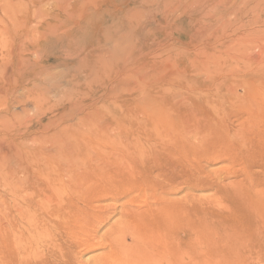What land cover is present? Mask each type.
Returning a JSON list of instances; mask_svg holds the SVG:
<instances>
[{
  "label": "bare ground",
  "instance_id": "1",
  "mask_svg": "<svg viewBox=\"0 0 264 264\" xmlns=\"http://www.w3.org/2000/svg\"><path fill=\"white\" fill-rule=\"evenodd\" d=\"M51 1L61 16L46 17L52 22L33 49L75 79L66 90L65 83L50 89L65 90V105L103 94L92 108L114 111L113 128L101 118L92 122L94 134L71 127L67 139L56 137L29 159V174H0V264H83L82 249L98 245L111 252L95 264H231L218 243L231 248L235 264H244L247 248L263 254L264 0ZM247 47L249 55L240 51ZM217 73L223 80L214 87ZM177 84L184 93L159 95ZM161 154L167 168L154 175L149 167ZM203 158L238 169L228 176L234 182L210 180L223 200L206 213L202 243L190 249L173 231L175 212L157 203L158 189L174 186L181 162L197 160L204 174ZM141 191L154 202L140 205L134 195ZM118 209L120 219L99 236Z\"/></svg>",
  "mask_w": 264,
  "mask_h": 264
},
{
  "label": "rangeland",
  "instance_id": "2",
  "mask_svg": "<svg viewBox=\"0 0 264 264\" xmlns=\"http://www.w3.org/2000/svg\"><path fill=\"white\" fill-rule=\"evenodd\" d=\"M81 1L82 0H78L77 2ZM59 7V5L57 6L56 3L51 0H41L34 6L29 5V0H0V174L7 173L15 174L18 176H24L27 173L29 174V172L32 171V166L30 163L31 161H29V159H31L33 156H41L47 150H50V148L53 147L51 146L53 145L52 143H55L57 140L55 139L56 137L58 139H67L66 132L71 127L79 129L80 134L83 132L87 134H94L92 122L96 120L98 121V119L101 118L98 122L105 121L104 125L106 127L109 126L113 128L111 122L115 117L114 111H96L94 107L92 108V106L96 102L98 106L102 105L103 101L105 100L103 94H100L101 97L99 96V94L89 95V98L88 96H86L87 98L83 97V100L81 99V102L79 103H76L75 100L71 103L72 106L59 103L61 101V95L63 91L65 92L68 85L66 84V82L69 83L70 81H73L75 79L73 75L74 73H72L73 71H71L68 67H58L55 64H51V62L47 60H42L44 58V55L42 54L41 50L37 49L36 53L33 49V45H35L37 41H39V38H41L42 29L46 28L52 22L51 18L46 19V17L51 15H54L52 18L61 16L60 12L62 10L59 11ZM39 12L40 14H42V18L39 17V19H35V14ZM61 18L64 19L63 17ZM231 47L233 49L236 48L235 46ZM103 49L107 48L105 47ZM25 50H30V53L25 52ZM240 51L245 55H249L251 49L247 47L240 49ZM49 65H52V69H48ZM229 67L230 64H228V66L221 71H226ZM201 69V64H195L194 74L192 73V76L198 75V72H200ZM42 70H44L42 74H39ZM63 70H65L64 73ZM37 71H39L38 74ZM68 71H71L70 74ZM65 72H68V75L65 74ZM50 73L52 74V76ZM33 74L37 75L33 76ZM46 77H48L49 79H46ZM62 77L63 79H66V77L68 78L67 80H63L62 83L58 80H62ZM212 77L214 79V87L216 85L220 86L223 80V76L220 75V73H217ZM24 78H26L27 80L25 81ZM53 78H55V81ZM29 80L31 82H28ZM54 83L56 84V86H59L61 84L62 87L66 84V86L63 87L65 90L61 89L59 91H52V89L50 88H53V86H55ZM57 83L60 84L58 85ZM178 85L179 84H177L174 89H171L170 92H168L169 90H166V92H164L163 90H161V92L159 91V95H163L162 97L166 98L177 97L181 93H184L183 90L186 88L184 84H180L179 86ZM36 86L42 87V91L38 87L35 88ZM192 92L193 90L190 93ZM39 94H41L42 96ZM180 98L182 97H179L177 101ZM190 101L192 100H190L189 98L188 102ZM184 102L185 101H183L182 103ZM76 104L80 105L78 106L80 109H76ZM188 104L189 103H187L186 105ZM88 107L89 109L92 108V110H89ZM236 109L238 110V108L234 109L232 107L231 110ZM107 122L109 123L107 124ZM109 133L113 134V132L110 130ZM76 134L78 133L75 132V135ZM195 138L193 142L198 141V139L196 140ZM256 139L260 141L261 138ZM261 141H264V139ZM165 157L166 156L161 154L160 156H157V161L155 160L151 163L152 166H150L151 168L149 167V170L154 171V175H156L157 172L161 173L162 171H166L165 167L167 168V165L165 164L168 163L163 160V158ZM205 159H201V163H203V165H201L205 170L203 171V173L205 172L204 174H201V171L198 172L199 170L195 166L197 160L192 159L188 160L187 162H181L180 164H177V166H179L177 168L181 169V171L184 169L183 174H181L180 170H178L179 176L177 175L176 178L178 179L173 183L174 186L168 188L169 190L165 189L167 192L163 191V189H158V192L161 193L158 194L159 196L157 198V203H160L161 206L165 209L172 208L171 210L175 212L173 218H176L174 221L176 223L173 224V231L176 235L184 237L183 243L185 244L186 242V245L189 246L190 249H194L197 243H202L199 238H197V234L202 229H204L203 226L205 225V217L212 209V207L215 208L214 206L218 205L220 203V200H223L222 194H219V190L216 187L212 188V186L210 185V180H216L217 178L222 176L220 178H225L226 182L228 181L227 183H231L232 180L234 182L235 179L230 177L228 178V176L229 174L233 173L235 169V171H237L238 169V165L236 166V164H233L231 160H228L229 162H227V160L218 162L213 165V163H210L207 158ZM160 160H163L162 163ZM158 162H160V166ZM186 163L189 165L186 166ZM186 167L187 169L185 170ZM255 171H257V169H255ZM196 175H198L199 177ZM134 196L136 197V201L140 205H146L147 203L154 202L153 198L151 197V199H148V197L150 196L146 197L143 191L135 193ZM161 196H163V200H161ZM148 205L149 204H147V206ZM173 207L177 209H173ZM120 210L121 209L115 211L116 214L113 215V218L109 221V223L100 229V235L98 234L99 236H102L107 231H109L112 225L116 221H118V219H120ZM182 211L184 212V214L186 213V215H183ZM127 237L129 238V236ZM97 243L99 244V242ZM169 243H172V245L170 244V246L172 247L173 243L174 246L178 247V241L175 238L169 239ZM96 247L88 251L85 250L86 248L82 249L83 252L81 253V255L83 256L79 255L78 257L81 256L80 260L81 262H83V264H95L100 256L102 257L103 254L111 252L110 247L101 248V246L99 245L97 248ZM218 249L222 251L223 249L225 250V252H223V255L227 257V260L229 259V262H231V264L236 263L237 256H234L231 248H227V246H224L223 243L221 245L218 243L216 245V250ZM170 251L171 249H168L165 255H168ZM241 253L243 256L242 258L245 259L244 264H257L261 261L262 263L259 264H264V252L263 254H257L255 251H250V249L247 248L244 251L242 250ZM94 260L96 261L94 262ZM257 260H259V262ZM202 263L204 262H201L200 264ZM224 264L229 263L227 262Z\"/></svg>",
  "mask_w": 264,
  "mask_h": 264
}]
</instances>
